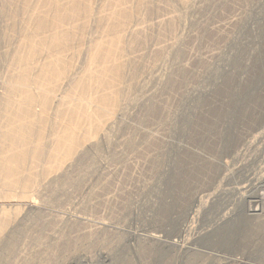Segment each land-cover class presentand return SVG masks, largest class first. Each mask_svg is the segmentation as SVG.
I'll return each mask as SVG.
<instances>
[{
  "label": "rangeland",
  "instance_id": "rangeland-1",
  "mask_svg": "<svg viewBox=\"0 0 264 264\" xmlns=\"http://www.w3.org/2000/svg\"><path fill=\"white\" fill-rule=\"evenodd\" d=\"M35 1L32 2L31 0V5L25 0H0V108H3L0 109V112L2 111V114L0 113V129H5L6 125L7 131L11 115L14 114L15 107L18 105L15 102H20L23 99L16 91L20 92L18 88L21 86L20 83L24 81L20 77L21 66H18V63L20 58L29 52L24 40L28 35L30 36V28L32 31L36 29V31L31 32V35H35L32 36L34 41H40V37L44 35L47 37L46 34L49 32V29H40L44 30L43 34L42 31L40 32L39 29L35 28V23H31L37 21L35 15L41 14L46 9L45 12L48 14L47 11L50 9L48 6L46 8L43 0ZM89 1L94 12H92L89 20H86L87 22L83 21V24L86 22V25L80 26L83 31L79 30L80 33L76 29L75 32L82 35L75 34V39L74 37L70 39V41L73 40L72 43L68 41L67 45L61 46L62 48L65 47L68 52L64 49L58 51L60 47L58 50L54 48L56 52L58 51L57 53L62 52V54L59 53L60 56L65 55L64 58L72 59V63L67 61L71 65L70 68L72 67V71L69 68L67 78L70 80L72 78L73 81L71 83L72 81H68L69 79H65L66 81L62 79L60 83L58 82L59 85H57L60 87L62 84V88H54V97L58 100L63 97L65 98L63 101H65L68 99L66 97L67 92L70 93L67 96L76 92L75 97H80L76 85H74L76 78H79L78 80L88 78L90 55L94 44L98 40L101 42L108 38L110 40L111 34L109 35L110 30L108 28L111 26L107 25L117 23L115 10L124 9L126 6L125 9L130 8L127 12L131 10L132 16L128 17V22L123 24L124 28L120 26V29L123 28V33L120 34L122 36L120 38H123L121 43H124L121 44V46L123 45V55H117L120 57H116V59H118V63L121 62L119 67L122 68H119L120 76L116 77L118 80L113 79L120 81L119 84L117 83L118 86L113 82L116 84L115 87H118L116 92L117 90L119 92L117 95L120 99L118 105L120 108L115 109L113 116L111 115L113 117L110 118L111 120H108L109 114L99 117L100 114L97 113L96 116L99 117V121L101 117L107 120V123L104 121L106 124L101 120L103 125L99 121V123L96 122L101 125L100 128H103L99 130L98 127L100 131L96 135L99 136L98 139L97 137L93 138L95 135L92 137L94 141L82 139L80 142L82 148L79 146V152L77 150L76 155H72L73 157L70 156L71 158L68 157L66 160L60 158L63 160H60L61 164L59 159L56 160V165V162L53 163L51 160L52 157H55L53 150L55 142L51 140L55 139L56 141L58 139L57 136L61 134L58 132H62L60 129H64L68 122L65 118L55 114V107L66 106L65 102L61 100L59 103L53 97L52 108L46 110V115L49 116L51 124L46 126V130H42V136L46 139L43 140L42 138L44 146L40 152L42 154L36 157L29 155L30 158L22 161L23 164L26 163L23 166V169L27 167L25 173L22 172V167L19 168L20 163L18 167L16 166L17 172L22 170L17 176L21 181L16 178L17 172L15 177L11 176L13 181L15 178V182L17 180L19 184L21 182L24 189L18 183L13 182L11 178L5 177L3 179L0 176V179L2 178L0 180V222L4 217H8L6 219L9 220L17 218L13 221H17V223L15 222L17 228H20L17 229L19 232L15 236L13 235L14 237L12 234L10 235V237L12 236L11 239H15V243L6 250L3 249L4 246L2 245L10 237L9 235L5 237L4 234L2 237L3 231H0V249L3 247L0 250V263L152 264V257L144 252V248L151 242L150 238L156 235L159 236L161 245L167 249V256L170 255L166 258V264L171 262V264H188L189 261L187 260L192 256L196 257L193 264H257L252 260V257H249L253 252L250 244H246L243 249L242 247L221 248L217 245L204 244L201 238L209 233L212 228L214 229L220 221L238 214L251 201H255L257 205V193H262L264 197V0ZM112 1L117 4H113ZM26 6H29L30 9ZM16 10H20L19 13ZM31 11L33 12L31 13ZM45 12L43 14L46 15ZM77 22L75 23L77 24ZM67 23L64 22V28L70 27ZM78 23L80 24L81 21ZM102 23H106V25H102ZM100 24L102 30L99 27ZM104 26L107 28L105 27V29ZM51 33L50 31L49 34L51 35ZM26 35L27 37H25ZM78 36L80 38L83 36V38L80 39ZM21 44H24L23 47L26 52L21 48ZM43 48H39L40 56L39 51L36 55L38 56L36 63L42 60L41 65L35 63L41 68L43 63H45L43 67H47L49 60H52L55 57L53 55L56 54V52L53 53L54 50L51 51L53 47H50L51 53H47L48 47ZM41 49L44 50L42 53ZM20 52H23L24 55L20 56ZM79 53L81 54L79 55ZM67 58L65 60H68ZM254 71L262 73L257 80H255ZM31 76L32 78L28 79L29 84L27 81L26 83L23 82L27 84L25 90L28 87L26 90L28 93L33 90L38 92L39 83L35 82L34 84L32 82L36 75ZM229 77L232 79L230 82L233 92L242 94L247 90L250 91V88H255L252 89L249 98L246 95L240 105L241 107L236 109L237 114L235 112V116H233L231 108L227 106L229 104L227 95L219 96L221 94L219 90L222 86L225 88L229 83ZM8 81L11 83L9 84ZM12 81L14 85L10 86L9 89L14 88L16 90L12 89L11 92L15 93H9L15 94V98L8 96L10 95L8 92L7 96L5 94L6 91H9L7 87L12 84ZM255 82L258 83L255 84ZM16 85L19 87L16 88ZM99 88L97 87L95 90ZM110 89L113 90L112 86ZM70 90L73 92H69ZM95 90L91 91L93 94L90 92L91 97L95 94ZM36 92L33 93L36 94ZM99 92L97 91L96 94ZM217 92L218 94H216ZM86 95L89 97L88 94ZM86 95L85 99L87 98ZM17 96H20L21 99L19 100ZM5 100H8L9 105L13 104V107L10 108V106L8 109L4 105V109L2 106ZM253 100L257 101V122L250 120L254 110L251 107L248 109L245 107L247 103L250 105ZM222 101L227 103L221 104ZM37 102H33L34 104H31L33 107H30V112L34 111L31 113L35 115L32 116L33 119L44 114L41 105H38ZM244 107L248 112L245 113ZM153 108L157 112L156 117ZM6 109L7 113L5 114ZM240 109L241 111H239ZM35 113L38 115L36 116ZM228 113H231L232 116H229ZM207 117L211 118L207 119ZM6 118H8L7 121ZM199 118L212 121V127H214L213 129L210 128L212 131L208 129L209 132H205L201 125L198 123L195 125V122L200 120ZM94 120L93 122H95ZM34 126L38 127L37 123ZM199 126L200 128H197ZM74 128L76 130L77 126ZM82 128L84 127L82 126ZM6 129L1 130V132L6 131ZM4 133H1L0 136L3 137ZM231 135L235 137L234 140ZM224 136H228V138L225 139ZM2 137H0V156L3 157V152L6 155L9 152L7 151L9 147L2 140ZM33 139L30 138L33 144L29 140L25 141V145H31H27L28 149H35L34 146H37L38 141ZM2 147H4L3 150ZM2 157H0L1 160ZM31 158L33 160L38 158L41 164L35 163L36 159L33 164ZM188 158L192 160L189 159L188 161ZM1 160L0 165L3 164L4 159ZM185 162L187 164H184ZM195 163L197 166L194 165ZM189 164H192L191 167ZM178 165L181 166V169L179 167L178 169L187 172V174L182 173L183 176H181L185 186L176 187L175 191H170L166 181ZM0 170V175L3 174L4 176L2 167ZM6 178L10 181L9 184L12 186L16 184V187H9L8 182L6 184L8 181ZM26 178H30L31 186L27 183L28 179ZM23 179L27 181L26 186H24L25 181ZM11 182L15 184L13 185ZM4 184L6 185L4 186ZM257 187H259V191ZM175 197L177 198L175 201L177 206L174 205L175 208L172 209L174 211L172 217H178L181 208L185 209V212H183V216L179 215L175 227H171L167 225L164 218L162 219L161 211L165 207H170V202ZM7 214L9 215L5 216ZM260 218L264 221V215ZM259 223L264 224L261 221ZM258 231L256 230L255 233L257 237L262 234ZM259 238H257L258 245Z\"/></svg>",
  "mask_w": 264,
  "mask_h": 264
},
{
  "label": "bare ground",
  "instance_id": "bare-ground-1",
  "mask_svg": "<svg viewBox=\"0 0 264 264\" xmlns=\"http://www.w3.org/2000/svg\"><path fill=\"white\" fill-rule=\"evenodd\" d=\"M31 2V0H25V2ZM33 1H35V0H32V2ZM39 1V0H38ZM45 3H44V5L46 4V8H47V6H48V8H50L47 12H48V14L45 12L46 10H44V12L46 13V15L45 14H43L44 12L42 11H40L41 12V14H38V15H35L36 17H37V21L36 22H34V21H30L31 23H35V25H36V27L35 26H33V27H35V28H37V30L39 29H44V30H46V29H49V32H47V31H45V32H47V37H40L41 39H40V41L38 40V41H34V37H32V36H35V35H31L32 33L31 32H34V31H36V29H33L34 31H32V30H30L29 29V31H31L29 34H30V36L28 35V37H27V35L25 36V37H27V38H25L26 40H24V41H26L25 42V45H27L28 46V49H29V52L27 53V54H25V55H27V56H25L24 55V53L22 52H20V56H23L24 55V57H21L20 58V60H19V65L18 66H21V74H20V72L18 71V73L20 74V77L24 80L23 82H25L26 83V81H27V84H29V82H28V79L29 78H32V76L31 75H36V77H35V80L33 79L32 80V82L35 84V82H37V83H39V90L37 89V91L38 92H36V90L34 91H30V89H29V91H30V93L32 92H36V94H30V93H28L26 90L28 89V87H27V89L25 90V85H27V84H25V83H20L21 84V86L19 87V86H17L16 88H18V90L20 91L19 93L16 91V93L17 94H20L22 97H23V101L21 102H15L16 104H18L15 108V112H14V114L12 113V111H10V113H12V117L10 118V124H9V128H8V131H7V129H6V125H5V129H6V131H4V132H1V130L3 131V130H5L4 128L3 129H0V134L1 133H4V135H3V137L2 136H0V137H2V140H4L5 141V143L7 144V147H9L8 148V150L7 151H9V152H7L8 153V155H7V153H6V155H5V153L3 152V157L2 156H0V157H2L3 159H4V161H3V159L1 160V161H3V166L2 165H0L1 167H2V172L4 173V176H3V174L2 175H0L1 177H3V179L5 178V177H7V178H11V180L13 181V179H12V177L14 176L15 177V175H16V178H18L17 176L19 175V172L20 171H22V172H24L25 170H27V167H26V169H23V166H25V164H23V162L22 161H24V160H26V159H28V158H30V157H36V156H38V155H40V154H42V153H40V152H42L41 150L44 148V146H43V144H42V141L43 140H46L45 138H43V136H42V130L44 129V130H46V126L48 125V124H51L50 122V118H49V116L48 115H46V110H48V109H51L52 108V106H53V97H54V93H53V90H54V88H57L58 89V85H59V83H60V81L62 80V79H69V78H67L68 77V73H69V68H70V64H69V62H67V61H72V59L71 60H69L70 58L68 57H66L68 60H65L66 58H64L63 56H65V55H62V56H60V54L59 53H61L62 54V52H59V53H57L58 51H63V49L65 50V47H61V46H65V45H67V43H68V41H70V39L72 38V37H74L75 36V34H77V33H75L76 32V29H78V31L80 30H82V28L80 29V26H82V25H84L87 21V19L89 20V17L92 15V12H94V11H92V9H91V5L89 4V0H43ZM64 1V2H63ZM122 1V0H121ZM125 1H128V0H125ZM129 1H131V0H129ZM136 1V0H135ZM139 1V0H138ZM150 1V0H149ZM36 2V1H35ZM35 2H34V4H35ZM109 2V1H108ZM113 2V4L114 3H116V2H114V1H112ZM111 2V3H112ZM131 2H133V0L131 1ZM137 2V1H136ZM135 2V3H136ZM8 3V2H7ZM23 3V2H22ZM118 3H119V1H118ZM181 3V2H180ZM31 5H32V3H30ZM29 4V5H30ZM104 4V3H103ZM117 4V3H116ZM121 4V3H120ZM127 4V3H126ZM158 4V3H157ZM23 5V4H22ZM22 5H21V7H22ZM26 5V4H25ZM41 5H43V4H41ZM110 5V4H109ZM159 5V4H158ZM166 5V4H165ZM178 5V4H177ZM189 5V4H188ZM1 6V5H0ZM40 6V5H39ZM38 6V7H39ZM101 6V5H100ZM103 6H105V5H103ZM125 6V5H124ZM175 6V5H174ZM20 7V6H19ZM27 7V6H26ZM38 7L36 8V9H38ZM45 7V6H44ZM44 7H43V9H44ZM113 7V6H112ZM126 7V6H125ZM125 7H124V9H114L115 11H116V18H117V23H115L114 25H113V23H111L110 25H107V26H111L110 28H108L109 30H110V33H109V31L107 30V32L109 33V35H110V40H109V38L108 39H106V37H105V39L106 40H103V41H107V42H101L100 40H94L95 42H96V44H94L93 46V49H92V53H91V58H90V74L88 75V78L86 79V80H84V79H82V80H78L77 78H76V82H74L75 84L74 85H76L75 87H76V90H77V92L80 94V97H75V93L76 92H74V94L73 93H71L72 95H70V96H67V95H69L70 93H68L66 90H68L69 89V85H68V89L67 88H65L66 90V92L68 93H66V97H68V99L67 100H65V101H63L65 98H63V97H61L59 100L58 99H56L55 97V99L56 100H58V102L59 101H61L62 100V102H65V105L66 106H58V107H55V114H57V115H60V117H63V118H65L66 120H67V124H66V127H64V129L62 130V129H60L62 132H58L59 134V136H57V138L56 137H54V138H56L57 140L55 141V139L54 140H51V141H53V142H55L54 143V146H53V150H54V155H55V157H52V161H53V163L54 162H56V160L58 161V159H59V162H60V158H64L65 160H66V158H68V157H70V156H72V155H76L75 154V152L79 149V146L81 145V140L82 139H86V141H88V140H90V139H92V137L93 138H95V137H97L96 135H98V131L99 130H102L103 128H100L101 127V125H99L98 123L99 122H101V120H102V122L104 123V124H106L107 123V120L105 119H103L102 117L100 118L101 120L99 121L98 119H99V117L102 115V116H106V115H108L109 114V116H108V120H111L113 117V113H114V111H115V109H118V108H120L118 105H119V100L120 99H118V95H117V93H119L118 92V90H117V92H116V88H118V87H115L116 86V84L118 83H120V81H115V80H113V79H117L116 77H119L120 76V69L119 68H122V67H119V64L121 63V62H119L118 63V59H116V57H118L117 55H119V54H122V51H123V45L121 46V44H124L123 42L121 43V41H123L120 37H122V36H120V34H121V32L123 33V28H124V25L123 24H125V23H127L128 21V17H130V16H132V14L130 13L131 12V10H130V12H127V10H129V9H125ZM135 7H136V5H135ZM134 7V8H135ZM145 7V6H144ZM149 7V6H148ZM23 8H24V6H23ZM27 8H29V6L27 7ZM120 8V7H119ZM225 8V7H224ZM15 9V8H14ZM17 10H18V8H16ZM20 9V8H19ZM30 9V8H29ZM28 9V10H29ZM32 9V8H31ZM110 9V8H109ZM175 9V8H174ZM16 10V12H18L19 13V11H17ZM42 10V9H41ZM134 10V9H133ZM142 10V9H141ZM167 10V9H166ZM180 10V9H179ZM26 11V10H25ZM37 11H39V10H37ZM113 11V10H112ZM118 11V12H117ZM194 11V10H193ZM33 11H31V13H32ZM40 12H38V13H40ZM50 12V13H49ZM110 12H111V10H110ZM114 12V11H113ZM139 12V11H138ZM14 13V12H13ZM103 13V12H102ZM108 13H109V11H108ZM131 15H130V14ZM134 13H136V12H134ZM50 14V15H49ZM111 14V13H110ZM2 15V14H1ZM16 15V14H15ZM18 15V14H17ZM100 15H102V14H100ZM106 15V14H105ZM104 15V16H105ZM112 15V14H111ZM110 15V16H111ZM114 15V14H113ZM135 15V14H134ZM108 16H109V14H108ZM107 16V17H108ZM101 17V16H100ZM113 17V16H112ZM115 17H114V19H115ZM4 18V17H3ZM12 18V17H11ZM24 18V17H23ZM35 18V17H34ZM132 18V17H131ZM135 18V17H134ZM29 19V18H28ZM100 19V18H99ZM98 19V20H99ZM109 19V18H108ZM142 19V18H141ZM80 22L81 21V23L79 24L78 22ZM80 20V21H79ZM93 20V19H92ZM111 20H113V18H111ZM83 21H86L84 24H83ZM127 21V22H126ZM27 22V21H26ZM64 22L65 23H67V24H69V28H64ZM75 22H77V24L75 23ZM95 22H97V21H95ZM131 22V21H130ZM31 23H30V26H31ZM72 23H73V25H72ZM104 23V22H103ZM102 23V25H106V23L105 24H103ZM24 24V23H23ZM29 24V23H28ZM66 24V25H67ZM129 24V23H128ZM25 25H27V24H25ZM25 25H23V26H25ZM33 25V24H32ZM86 25V24H85ZM84 25V26H85ZM101 25V24H100ZM102 25L101 26H99V27H101V30H102ZM113 25V26H112ZM16 26V25H15ZM95 26V25H94ZM107 26H104V28L106 27L107 28ZM119 28H118V27ZM120 26H123V28L122 29H120ZM127 26V25H126ZM125 26V27H126ZM13 27V26H12ZM83 27V26H82ZM98 27V26H97ZM27 28V27H26ZM25 28V29H26ZM103 28V29H104ZM105 28V29H106ZM11 29V28H10ZM28 29V28H27ZM104 29V30H105ZM43 30V31H44ZM120 31V32H117V31ZM125 30V29H124ZM15 31V30H14ZM19 31V30H18ZM42 30H40V32H41ZM42 31V33L44 34V32ZM50 31L52 32L51 33V35L49 34L50 33ZM79 31V32H80ZM83 31V30H82ZM174 31V30H173ZM38 33H40L39 31H37ZM103 32V31H102ZM106 32V33H107ZM128 32H130V31H128ZM41 33V34H42ZM81 33V32H80ZM2 34V33H1ZM34 34V33H33ZM35 34H37L36 32H35ZM133 34V33H132ZM77 35H79V36H81L79 33L77 34ZM76 35V36H77ZM3 36V35H2ZM38 36V35H37ZM78 36V38H80ZM85 36V35H84ZM106 36H108V35H106ZM10 37V36H9ZM32 37V38H31ZM8 38V37H7ZM39 38V37H38ZM81 38H83V36L81 37ZM80 38V39H81ZM102 38V37H101ZM21 39H22V37H21ZM74 39H75V37H74ZM100 39V38H99ZM134 39V38H133ZM91 40V39H90ZM102 40V39H101ZM19 41V40H18ZM24 41H22V42H24ZM71 41H73V40H71ZM70 41V42H71ZM88 41V40H87ZM39 42V43H38ZM80 42V41H79ZM89 42V41H88ZM20 43V42H19ZM72 43V42H71ZM126 43H128V42H126ZM10 44V43H9ZM83 44V43H82ZM93 44V43H92ZM69 45V44H68ZM73 45V44H72ZM71 45V46H72ZM75 45V44H74ZM80 45V44H79ZM89 45V44H88ZM126 45V44H125ZM124 45V46H125ZM132 45V44H131ZM21 48H23L24 49V44L22 45L21 44ZM40 46V47H39ZM70 46V45H69ZM68 46V47H69ZM43 48V47H45V48H47V51H48V49H49V51L47 52V53H51L50 52V47L52 48L51 49V51L52 50H54V48H56L57 50H58V48H59V50L56 52L55 50H54V52L53 53H55L56 52V54H54L53 56H55V57H53V56H51V57H53V59L52 60H49L48 58V60L50 61H45V62H49V64L48 63H46V64H48V65H46L47 67H43L44 65H45V63H43L42 65V68L39 66H36V64H38L39 63V65H41L40 63H42V60H41V62L39 61L38 63H36V57H38V56H36L37 55V52L40 50L39 48ZM78 47H81V46H78ZM25 48H27V47H25ZM62 48V49H61ZM70 48V47H69ZM82 48H83V46H82ZM89 48H91V47H89ZM27 49V50H28ZM44 49V48H43ZM66 49H67V47H66ZM126 49V48H125ZM79 50H80V48H79ZM89 50H91V49H89ZM176 50V49H175ZM174 50V51H175ZM21 51V50H20ZM24 51L26 52V50L24 49ZM42 51H44V50H42L41 49V53H42ZM66 51V50H65ZM70 51V50H69ZM78 51V50H77ZM76 51V52H77ZM177 51V50H176ZM66 52H68V51H66ZM81 52V51H80ZM148 52V51H147ZM39 53V56H40V51L38 52ZM125 53V52H124ZM46 54V53H45ZM59 54V55H58ZM63 54H64V52H63ZM81 53H79V55H80ZM49 55V54H48ZM66 55H67V53H66ZM77 55V54H76ZM123 55V54H122ZM121 55V56H122ZM160 55V54H159ZM72 56V55H71ZM18 57V56H17ZM47 57V56H46ZM120 57V56H119ZM118 57V58H119ZM152 57V56H151ZM50 58V57H49ZM64 58V59H63ZM39 59V58H38ZM89 59V58H88ZM44 60V59H43ZM117 60V61H116ZM122 60V59H121ZM120 61V60H119ZM122 61H124V60H122ZM75 62V61H74ZM115 62H117V63H115ZM144 62V61H143ZM36 63V64H35ZM72 63V62H71ZM12 64V63H11ZM124 64V63H123ZM148 64V63H147ZM97 65V66H96ZM93 66H95V67H97V68H95L94 67V69L92 70V68H93ZM120 66H121V64H120ZM48 67H50V69H48ZM146 67H148V66H146ZM19 68V67H18ZM72 68V67H71ZM70 68V69H71ZM84 68V67H83ZM131 68H133V67H131ZM87 69V68H86ZM19 70V69H18ZM92 70V71H91ZM123 70V69H122ZM121 70V71H122ZM71 71H72V69H71ZM88 71V70H87ZM129 71V70H128ZM142 71V70H141ZM77 72V71H76ZM180 72V71H179ZM16 73V72H15ZM254 73H255V75H254V77H255V80H257V78H259L260 77V75L262 74L260 71L259 72H255L254 71ZM19 74H18V76H19ZM72 74H74V73H72ZM131 74H133V73H131ZM182 74V73H181ZM185 74V73H184ZM13 75V74H12ZM86 75V76H87ZM121 75H122V73H121ZM264 75V74H263ZM16 76H17V74H16ZM31 76V77H30ZM69 76H71L70 74H69ZM164 76V75H163ZM177 76V75H176ZM181 77H182V75H180ZM122 77V76H121ZM180 77V78H181ZM185 77V76H184ZM262 77V76H261ZM33 78H34V76H33ZM71 78V77H70ZM80 78H84V77H80ZM154 78V77H153ZM158 78V77H157ZM178 78V77H177ZM10 79H12V78H10ZM18 80L20 79V78H17ZM184 79V78H183ZM18 80H16V81H18ZM21 80V79H20ZM65 80V81H66ZM78 80V81H77ZM118 80V79H117ZM121 80V79H120ZM123 80V79H122ZM232 79H230V77H229V79H228V84L225 86V88H223V86H222V88L219 90V92H221V94H219V96L220 95H224V94H226L227 95V97H228V103L230 104H228L227 106H229L230 108H231V110H232V114H233V116H235L234 115V113L235 114H237V111H236V109L242 104V101L246 98V95H248V98H249V95H251V91H252V89H255L254 87L251 89L250 88V91L249 90H247V91H245L244 93H242V94H238V92H233V90H231V81ZM252 80V79H251ZM22 81V80H21ZM68 81H72V78H71V80L69 79ZM182 81V80H181ZM254 81V80H253ZM9 82V81H8ZM31 82V81H30ZM32 82H31V84H32ZM59 82V83H58ZM63 82V81H62ZM113 82H115L116 84H114ZM180 82V81H179ZM183 82V81H182ZM251 82V81H250ZM11 83V81L9 82V84ZM16 83V82H15ZM68 83V82H67ZM71 83H73V81L71 82ZM71 83H68V84H71ZM113 83V84H112ZM256 83H258V82H255V84ZM8 84V85H9ZM30 84V85H31ZM33 84V85H34ZM58 84V85H57ZM110 84H112V85H110ZM118 84H117V86H118ZM180 84V83H179ZM7 85V84H6ZM14 84H13V81H12V84L11 85H9L8 87H7V89L9 90V91H6L5 92V94H6V96H7V92L9 93V92H11V90L13 89L14 91L16 90V89H14V88H12L11 90L9 89V87L10 86H13ZM30 85H28L29 87H30ZM32 85V86H33ZM57 85V86H56ZM71 85H73V84H71ZM113 85H114V87H113ZM251 85H252V83H251ZM254 85V84H253ZM61 86H62V84H61ZM60 86V87H61ZM111 86H112V88H113V90H114V88H115V91H113L112 89H110L111 88ZM15 87V86H14ZM34 87V89L36 88L35 87V85L33 86ZM37 87H38V85H37ZM59 87V88H60ZM74 87V86H73ZM72 87V88H73ZM101 88L102 90H95L96 88ZM136 87V86H135ZM248 87V86H247ZM249 87H250V85H249ZM256 87V86H255ZM11 88V87H10ZM31 88V87H30ZM62 88V87H61ZM60 88V89H61ZM56 89V90H57ZM70 89H71V87H70ZM75 89V88H74ZM74 89H73V91H74ZM108 89H110V90H108ZM56 90H55V93H56ZM72 90V89H71ZM69 91V92H73V91ZM93 90H95L96 92H94L95 94L93 95V97H91L89 94H91L92 92H93ZM107 90V91H106ZM218 90V89H217ZM26 91V92H25ZM92 91V92H91ZM97 91L99 92V91H102L101 93L99 92L98 94H96L97 93ZM235 91H236V89H235ZM91 92V93H90ZM171 92V91H170ZM11 93H15V92H11ZM64 93V92H63ZM62 93V94H63ZM132 93V92H131ZM10 94V93H9ZM61 94V93H60ZM86 94H88L89 95V97L86 95V99H85V95ZM93 94V93H92ZM91 94V95H92ZM216 94H218V92L216 93ZM215 93H214V95L215 96H217ZM254 94V93H253ZM74 95V96H73ZM76 95H78V94H76ZM81 95H83V96H81ZM120 95V94H119ZM124 95V94H123ZM126 95V94H125ZM213 95V96H214ZM225 95V96H226ZM1 96H3L2 94H1ZM8 96H13L12 98H15L14 96H15V94L14 95H8ZM79 96V95H78ZM94 96H95V98H94ZM20 96H17V98L20 100L21 99V97L19 98ZM84 97V98H83ZM226 97V98H227ZM16 98V99H17ZM124 98V97H123ZM219 98V97H218ZM221 98V97H220ZM17 99V100H18ZM122 99V98H121ZM213 100H215L214 98H212ZM223 99V98H222ZM157 100V99H156ZM221 100V99H220ZM224 100V99H223ZM15 101V100H14ZM35 101H38L37 103H38V105L40 104L41 105V109L43 110L42 112H44V114H42V115H40L37 119L35 118V119H33L32 118V116H35L34 114L32 115L31 113H33L34 111L32 110V108H31V112H30V107H33L31 104L33 103V102H35ZM208 101H209V99H208ZM207 101V102H208ZM211 101V100H210ZM209 101V102H210ZM226 101V100H225ZM3 102V101H2ZM61 102V103H62ZM128 102V101H127ZM207 102H204V103H207ZM60 103V102H59ZM158 103V102H157ZM210 103H212V102H210ZM210 103H208V104H210ZM219 103V102H218ZM221 103V102H220ZM225 103V102H224ZM223 103V101H222V103L221 104H224ZM227 103V102H226ZM225 103V104H226ZM3 104V103H2ZM34 104V103H33ZM55 104V103H54ZM216 104V103H215ZM214 104V105H215ZM261 104V103H260ZM4 105H5V107L6 108H8V107H10V108H12L13 106V104L11 105H9V102H8V100H5V103L3 104V106L2 107H4ZM9 105V106H8ZM56 105V104H55ZM1 106V105H0ZM206 106H208V105H206ZM211 106H213L212 104H211ZM222 106V105H221ZM258 106H260V105H258ZM5 107H4V109H5ZM64 107V108H63ZM216 107V106H215ZM219 107H220V105H219ZM241 107V106H240ZM246 109H248V107H251L252 108V110H254V112H252L253 114H252V117L250 118V120H252V122L253 121H255V122H257V101L256 100H253L252 101V103L249 105V103H247L246 104ZM245 107H244V109L243 110H245V113H246V109H245ZM261 107H262V104H261ZM150 108V107H149ZM210 108V107H209ZM213 108H214V106H213ZM212 108V109H213ZM229 108V109H230ZM251 108H249V109H251ZM1 109V108H0ZM3 109V108H2ZM1 109V110H2ZM9 109V108H8ZM40 109V110H41ZM204 109V108H203ZM221 109H223V108H221ZM227 109V108H226ZM151 111H152V109H150ZM153 110H154V108H153ZM242 110V111H243ZM9 111V110H8ZM36 111V110H35ZM155 111V110H154ZM203 111V110H202ZM208 112H209V110H207ZM210 111H211V109H210ZM214 111H215V109H214ZM239 111H241V109L239 110ZM250 111V110H249ZM2 112V111H1ZM0 112V113H1ZM47 112H50V111H47ZM156 112V111H155ZM204 112H206V111H204ZM203 112V113H204ZM216 112H218V111H216ZM219 112H220V110H219ZM219 112H218V114H219ZM230 112V111H229ZM244 112V111H243ZM248 112V111H247ZM7 113V109L5 110V114ZM96 113V114H95ZM97 113H99L100 115H98ZM202 113V114H203ZM207 113V112H206ZM205 113V114H206ZM212 113H213V110H212ZM242 113V112H241ZM244 113V114H245ZM2 114V113H1ZM4 114V113H3ZM36 114V116L38 115V113H35ZM49 114V113H48ZM120 114V113H119ZM150 114H152V113H150ZM205 114H203V115H205ZM216 114V113H215ZM214 114V116H216ZM229 114V116H232V115H230L231 113H228ZM262 114V113H261ZM9 115V116H10ZM96 115H98V116H96V118H95V116ZM112 115V116H111ZM115 115V114H114ZM155 115H157V112H156V114H154V116ZM207 115V114H206ZM220 115V114H219ZM259 115V114H258ZM94 116V118L95 119H97L96 121L94 120V118H92ZM111 116V117H110ZM150 116H152L153 117V115H150ZM201 116V115H200ZM210 116H211V114H210ZM213 116V117H214ZM218 116V115H217ZM3 117V116H2ZM156 117V116H155ZM212 117V116H211ZM211 117H209V118H211ZM219 117V116H218ZM217 117V118H218ZM4 118V117H3ZM105 118V117H104ZM111 118V119H110ZM208 117H207V119H209ZM216 118V119H217ZM226 118V117H225ZM260 118V117H259ZM7 119L8 118H6V121H7ZM200 119V118H199ZM207 119L206 120H204L203 118L202 119H200L199 121H197V122H195L196 124L195 125H197V123L199 124V125H201V128L203 127V130H205V132H209L208 131V129H210L212 126H213V123H212V121L211 122H209V121H207ZM213 119V118H212ZM215 119V120H216ZM36 120V121H35ZM58 120V119H57ZM93 120L95 121V122H93ZM198 120V119H197ZM214 120V121H215ZM231 120V119H230ZM3 121V120H2ZM5 121V123H7ZM99 121V122H98ZM104 121H106V123L104 122ZM53 122V121H52ZM96 122H98V123H96ZM101 122V123H102ZM115 122V121H114ZM156 122V121H155ZM189 122V121H188ZM191 122V121H190ZM189 122V123H190ZM232 122V121H231ZM248 122V121H247ZM37 123V126L38 127H35L34 125ZM100 123V124H101ZM103 123H102V125H103ZM215 123V122H214ZM1 124V123H0ZM54 124H55V122H54ZM62 124V123H61ZM59 125V124H58ZM49 126V125H48ZM47 126V127H48ZM75 126H77V128H78V130H77V128H76V130H74L75 128ZM82 126L84 127V128H82ZM87 126V127H86ZM100 126V127H99ZM215 126V125H214ZM217 126V125H216ZM44 127V128H43ZM61 127V126H60ZM98 127H99V130H98ZM103 127V126H102ZM108 127V126H107ZM80 128V129H79ZM197 128H200V126L199 127H197ZM214 127H212V129H213ZM55 130H56V127L54 128ZM108 129V128H107ZM212 129H210V131H212ZM57 130H59L58 128H57ZM59 130V131H60ZM194 130V129H193ZM200 130V129H199ZM263 130V129H262ZM50 131V130H49ZM54 131V130H53ZM80 131V132H79ZM184 131V130H183ZM201 131V130H200ZM199 131V132H200ZM232 131V130H231ZM51 132V131H50ZM56 132V131H55ZM55 132H52V133H55ZM100 132V131H99ZM194 132V131H193ZM198 132V131H197ZM203 132V131H202ZM57 133V132H56ZM49 134V133H48ZM194 134V133H193ZM203 134V133H202ZM206 134V133H205ZM230 134V133H229ZM44 135V134H43ZM54 135V134H53ZM200 135V134H199ZM233 135V134H232ZM232 135H231V137H232ZM102 136V135H101ZM204 136V135H203ZM99 137V136H98ZM98 137H97V139H98ZM195 137V136H194ZM199 137H201V136H199ZM30 138H34L35 140H37L38 141V143H37V146H34V148L35 149H28L27 148V145L28 146H31V145H29V144H26L25 145V141H27V140H29V142H31V140H30ZM42 138H43V140H42ZM196 138H198V137H196ZM196 138H194L195 140H196ZM202 138V137H201ZM224 138L225 139H227L228 138V136H224ZM233 138H235V137H232V139ZM33 139V140H34ZM32 140V141H33ZM48 140H49V138H48ZM93 140V139H92ZM201 140V139H200ZM203 140V139H202ZM231 140V139H230ZM234 140V139H233ZM94 141V140H93ZM222 141H223V139H222ZM28 142V143H29ZM44 142H46V141H44ZM48 143V142H47ZM85 143V142H84ZM98 143V142H97ZM2 144V143H1ZM31 144H33V142H31ZM50 144V143H49ZM88 144V143H87ZM95 144V143H94ZM202 144V143H201ZM208 144V143H207ZM2 145H4V144H2ZM202 145H206V144H202ZM26 146V147H25ZM33 146V145H32ZM84 146V145H83ZM5 148H6V146H4ZM4 147H2V150H3V148ZM51 147V146H50ZM81 147V146H80ZM82 148V147H81ZM49 149H51V148H49ZM210 149V148H209ZM6 150V149H5ZM45 150V149H44ZM43 150V151H44ZM52 150V149H51ZM52 150V151H53ZM1 151V150H0ZM80 151H81V149H80ZM97 151V150H96ZM78 152H79V150H78ZM77 152V153H78ZM99 153V152H98ZM1 154V153H0ZM4 155H5V157H4ZM29 155H30V157H29ZM32 155V156H31ZM46 155V154H45ZM49 155H51L50 153H49ZM48 155V156H49ZM190 155V154H189ZM192 155V154H191ZM47 156V157H48ZM184 156H186V155H184ZM192 156H194V155H192ZM73 157V156H72ZM187 157V156H186ZM190 157V156H189ZM44 158V157H43ZM49 158H51V157H49ZM71 158V157H70ZM75 158V157H74ZM78 158V157H77ZM85 158V157H84ZM32 159V160H31ZM31 159H29V160H31L32 162L36 159H34L33 160V158H31ZM41 159H42V157H41ZM46 159V158H45ZM44 159V160H45ZM55 159V160H54ZM63 159V160H64ZM181 159V158H180ZM189 159L190 158H188L187 160L189 161ZM37 161L35 162V163H38L39 161H38V158L36 159ZM43 160V159H42ZM63 160H61V161H63ZM76 160V159H75ZM182 160H183V158H182ZM190 160H192V159H190ZM195 161H198V160H196V159H194ZM41 161V160H40ZM185 161H186V159H185ZM30 162V161H29ZM32 162H30V163H32ZM42 162V161H41ZM182 163H183V161H181ZM180 162V163H181ZM192 162V161H191ZM203 162V161H202ZM0 163H2V162H0ZM22 165H20V164ZM40 163V162H39ZM38 163V164H39ZM194 163V162H193ZM17 164V165H16ZM18 164L20 165V167L19 168H21L22 170H20L19 172H17V168H16V166L18 167ZM33 164H34V162H33ZM33 164H31V165H33ZM38 164H36V165H38ZM41 164V163H40ZM43 164V163H42ZM60 164H61V162H60ZM178 164H179V162H178ZM184 164H187V162H185ZM198 164H199V162H198ZM201 164V163H200ZM56 165H57V162H56ZM59 165V164H58ZM177 165V164H176ZM181 165V164H180ZM190 165V164H189ZM192 165V164H191ZM191 165H190V167H191ZM194 165H196V163L194 164ZM40 166V165H39ZM182 166V165H181ZM180 166V167H181ZM186 166V165H185ZM197 166V165H196ZM203 166H204V164H203ZM207 166V165H206ZM211 166V165H210ZM0 167V168H1ZM177 167V169L176 170H172L173 172L172 173H170V175L168 176V178H167V185H168V187L170 188V191H175V188L176 187H183V186H185V182H184V179H182V177L181 176H183L182 175V173H184L185 171H181L180 169V167H179V165L178 166H176ZM178 167L180 168V169H178ZM187 167V166H186ZM200 167H201V165H200ZM209 167V166H208ZM41 168V167H40ZM58 168H60V167H58ZM194 168V167H193ZM196 168V167H195ZM198 168V167H197ZM202 168V167H201ZM31 169V168H30ZM34 169V168H33ZM185 169V168H184ZM191 169V168H190ZM199 169V168H198ZM197 169V170H198ZM48 170V169H47ZM192 170V169H191ZM195 170V169H194ZM196 170V171H197ZM1 171V170H0ZM29 171V170H28ZM40 171V170H39ZM49 171V170H48ZM201 171V170H200ZM17 172V173H16ZM21 172V173H22ZM27 172V171H26ZM16 173V174H15ZM25 173V172H24ZM28 174H29V172H27ZM35 173V172H34ZM45 173V172H44ZM189 173H191V172H189ZM196 173V172H195ZM1 174V173H0ZM89 174V173H88ZM184 174H187V172H185ZM6 175V176H5ZM30 175V174H29ZM33 175V174H32ZM83 175V174H82ZM189 175V174H188ZM200 175H201V173H200ZM8 176H10V177H8ZM12 176V177H11ZM26 176V175H25ZM187 176V175H186ZM20 177V176H19ZM184 177H185V175H184ZM187 177H189V176H187ZM6 178V179H7ZM186 178V177H185ZM2 179V178H1ZM0 179V180H1ZM5 179V180H6ZM19 179V178H18ZM26 179H28V178H26ZM26 179H23L24 181H25V183H24V186H26V184L27 183H29V185H30V182H29V180H30V178L28 179V182L26 181ZM195 179V178H194ZM5 180H4V183H5ZM8 180V179H7ZM15 178H14V181L13 182H15ZM20 180V179H19ZM34 180V179H33ZM18 181V180H17ZM15 182V183H18V182ZM21 181V180H20ZM60 181V180H59ZM187 181V180H186ZM7 182H8V186L9 187H16V184H15V186H12L11 184H9L10 183V181L8 180V181H6V184H7ZM23 182V181H22ZM27 182V183H26ZM12 183V182H11ZM6 184H4V186L6 185ZM13 184V183H12ZM13 184V185H14ZM18 185H20L21 187H23V185L21 184V182H20V184L18 183ZM17 185V186H18ZM28 186V185H27ZM31 186V185H30ZM49 186V185H48ZM60 186V185H59ZM29 187V186H28ZM27 187V188H28ZM260 187V186H259ZM259 187H257V189H258V191H259ZM27 188H25V189H27ZM23 189H24V187H23ZM23 189H22V191H23ZM183 189V188H182ZM187 189V188H186ZM190 189V188H189ZM188 189V190H189ZM178 190V189H177ZM181 190V189H180ZM25 191V190H24ZM179 191V190H178ZM177 191V192H178ZM184 191V190H183ZM20 192H21V190H20ZM181 192V191H180ZM191 192V191H190ZM23 193V192H22ZM25 193V192H24ZM173 193V192H172ZM176 193V192H175ZM174 193V194H175ZM185 193V192H184ZM180 194H182V193H180ZM180 194H179V196H180ZM21 196H22V194H21ZM26 197H27V195H25ZM174 196V195H173ZM178 197V196H177ZM257 202H258V204L256 205V203H255V201H251L250 203H249V205L247 206V207H245V208H243L242 209V211H240L238 214H236L235 216H233V217H231V218H229V219H226V220H224V218H223V220L224 221H220V223H218V224H216L215 225V228L213 229L212 228V230L211 231H209V233H207V234H205L202 238H201V241H202V243H204V244H207V245H217V246H220L221 248H233V247H235V248H237V247H242V249H243V247H245V245L246 244H250V247L252 246V250L251 251H253V252H251L252 254H251V256H249V257H252L251 259L253 260V261H255V262H257V264H264V233H263V231H264V224L263 223H259L260 221L261 222H264V221H262L263 219L262 218H260L261 216H263L264 215V197H263V195H262V193H257ZM182 198V197H181ZM184 199V198H183ZM179 200H180V198H179ZM179 200H178V202H179ZM175 201H177V198L175 197L174 198V200H172V202H170V204H171V206L170 207H165L161 212V214H162V219L164 218V221L166 220V222H167V225H170L171 227H175L174 225H175V223H176V221L178 220V218H179V215H182L183 214V212H185V209H180L179 210V215H178V217H172V212H174L172 209L173 208H175L174 207V205H176V203H175ZM175 203V204H174ZM177 206V205H176ZM9 213V212H8ZM13 213V212H12ZM41 214V213H40ZM9 214H7V215H5V216H8ZM18 216V215H17ZM183 216V215H182ZM12 218H14L13 216H11ZM2 218V217H1ZM5 218V217H4ZM1 219V222H0V224L3 222V224H1V226H0V231H3V233H2V237H3V234H4V236L6 237L7 235H9V237H10V235L12 234V236L14 235H16L17 234V232H19V230H17V229H20V228H17V221H13V220H16L17 218H15V219H13V220H9V219H6V218H8V217H6L5 219ZM11 219V218H10ZM54 219V218H53ZM220 219V218H219ZM2 220H4V221H2ZM44 220V219H43ZM16 222V223H15ZM18 224H19V222H18ZM35 224H36V222H35ZM44 224V223H43ZM42 224V225H43ZM97 224V223H96ZM19 225H21L22 226V224H19ZM50 225V224H49ZM21 226H19V227H21ZM41 226V225H40ZM44 226V225H43ZM38 227V226H37ZM52 227V226H51ZM43 228V227H42ZM57 228V227H56ZM256 230H259L260 232H262V236L260 235L259 237H257V236H255V233H256ZM23 231V230H22ZM55 231H56V229H55ZM101 231V230H100ZM258 231V232H259ZM54 232V231H53ZM108 234V233H107ZM0 235H1V232H0ZM12 236L9 238V239H6V241L4 242V244L2 245V246H4V250H6V249H10L13 245H14V243H15V239H11L12 238ZM13 236V237H14ZM159 236H156V235H153L151 238H150V240H151V242L148 244V246L147 247H145L144 248V252L145 253H147V255H150V257H152V264H166L165 262H166V258L168 257V256H170V255H168L167 256V254H168V252H167V249H165L162 245H161V242H160V239L158 238ZM257 238H259V241H258V243H259V245L257 244ZM101 239V238H100ZM255 239H256V241H255ZM2 240V239H1ZM93 243V242H92ZM103 243V242H102ZM167 243V242H166ZM170 243H172V242H170ZM175 245V244H174ZM100 246V245H99ZM146 246V245H145ZM91 247V246H90ZM1 248V249H2ZM85 248V247H84ZM0 249V250H1ZM241 249V248H240ZM13 250V249H12ZM87 250V249H86ZM113 250V249H112ZM143 250V249H142ZM108 251V250H107ZM241 251V250H240ZM250 251V250H249ZM5 254V253H4ZM144 254V253H143ZM250 255V254H249ZM104 256H106L105 254H104ZM195 256V255H194ZM109 257V256H108ZM110 258V257H109ZM172 258V257H171ZM195 258L196 257H190L187 261H189V263L188 264H193L194 262H195ZM5 259V258H4ZM150 259V258H149ZM173 259V258H172ZM119 260V259H118ZM117 260V261H118ZM121 260V259H120ZM168 263V262H167ZM172 263V262H171ZM170 263V264H171ZM0 264H2V262L0 263ZM249 264V263H248Z\"/></svg>",
  "mask_w": 264,
  "mask_h": 264
}]
</instances>
